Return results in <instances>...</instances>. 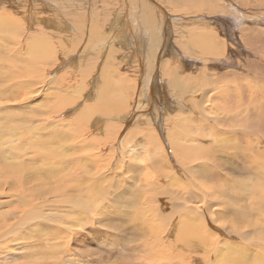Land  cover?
<instances>
[{
	"label": "bare ground",
	"instance_id": "6f19581e",
	"mask_svg": "<svg viewBox=\"0 0 264 264\" xmlns=\"http://www.w3.org/2000/svg\"><path fill=\"white\" fill-rule=\"evenodd\" d=\"M27 1L29 2V6H27L28 12H26L29 19H26L25 24H23V21L21 24V19L15 17L14 14L17 9L16 11L13 9L14 4L17 3L18 6L20 0H0V32L3 29H10L11 27V30L17 33L18 42L24 46L25 52L29 53L28 67H21L18 64V60L19 62L25 61V59L20 57L24 51H16L12 45L5 43L6 48L4 50L8 56L0 52V65L4 69V73H2L1 69L0 71L7 84H5V89L4 87H0V113L3 114L2 116L7 112L15 114V111H13L17 109L15 105L18 106L19 104L18 109L26 106V103L33 101L40 95L42 88L48 83L49 75L45 74V69L49 66L46 65L45 61L51 57V53L50 51L47 52V50L46 53L42 52L40 46L42 45V42H40L42 39H39L42 36L50 39L55 37L59 47H62L67 52L64 56L65 60L60 53H57V58L61 59L57 68L66 66V61L75 63V68L73 69L79 71V74H81L80 80L82 79V85L77 86L76 92L78 89L79 93L81 91L83 93L84 89L88 90L86 82L89 81L92 87L97 88V91L102 94L101 103L95 102L94 104L82 107L83 110H80L79 114L82 120L85 119L83 121L89 127L85 128L88 130L93 128L92 130H95L94 133L100 131L102 129L101 126H105V122L111 118L112 113H118L120 110L127 111L129 107L134 108L135 104L139 101L141 104L144 102L150 105L149 109H155L157 115L155 116V120L158 126L159 121L161 122L164 119V122L168 123L171 121L172 124L174 123L172 125H175L174 130L180 127L177 125L182 121L181 117L178 119L174 118L178 114L176 115L172 111V106L170 108L168 106V95L162 84L163 80L161 81V77L164 76L162 75V71L164 70L170 73L176 85L181 83L180 80L185 81V79L194 83L197 90H195L196 94L190 98V102L195 101L197 96H201L197 102L201 105L203 101L205 108L204 110H200L197 106L193 105V114H189L191 116H189L190 122L188 121L190 125H186L188 128L190 127V132L188 128H184L182 124L184 122L183 119L181 123L183 127L181 126L180 129L184 128L183 134H181L183 136L178 135V137L177 133H169V137L173 138L172 141L170 140L171 145H159V149L157 150L158 147L153 145L152 142L150 146H153L154 150L152 151L151 148L147 149L152 156L151 159L156 153L158 156L159 154H162V157L164 156V159L161 156L153 158L159 159L161 157L160 160H157L158 162L153 161V164L154 162L156 163V171L159 173V178H161L160 175L165 177L167 174L166 168H170V175L179 183L175 188H173L175 185L171 184V182L165 185L163 184L165 182L162 184L157 183L158 186L156 189L154 188V191L151 189L154 182L151 179L149 180L146 177L147 179L144 183H138V179H135L137 163L134 161L137 158L133 156L140 154L141 157L142 152L139 148L137 149V146L134 149L123 148V152L121 151L122 154L126 152V156L133 158L134 161L127 159L125 162L123 159L125 156H123L117 157V159L121 158L119 162L104 164L101 163L99 158L103 151L98 150L99 148H91L92 146L90 145V147L88 143L81 145L83 143L80 139V141L78 140L81 143L80 145H63L64 155L61 145H40V143L46 144V141L45 139L40 140V136H36L39 135L36 131L32 132L35 130V126L38 127L34 123L40 121V124L43 123L45 127L48 121H56L50 119L53 114L56 116V113H59L58 118L55 117L59 121L64 118H61L63 114H74L72 109H69L67 113H62L65 110V106H60L61 108H56L57 106L53 107L54 110L52 111L56 110V112L52 113L51 117L49 116L50 118L44 116V113V115L42 114L43 117L40 118L42 116L40 115L39 118L35 119V122L34 120H30L33 123H29L30 129H27V131L24 130L25 128L21 124L22 120H20L21 122L19 121L21 125L15 123L7 130H4L6 128L1 129L0 142H2V139L7 141L5 143L8 144L9 150H5L6 155H3V160L0 163V189L4 190L3 186L5 184L6 186L9 185L12 188L15 186L16 188L15 191H9L7 198L0 199V210L3 209L0 211V256L2 253H4L3 256L15 254L14 251H18V247L26 249V247L31 248L37 244L45 245L44 240L39 243H35V239L33 241L32 236L35 237L38 234V229L40 232L37 236H47L49 239L47 240L51 242L57 235H62L63 233L71 238L67 241L69 246L66 247V251L69 254L67 252L63 253L58 247L59 251L56 250L55 246L51 247L50 244L49 249L46 248L47 251L45 249L46 252L31 250L30 252H26L28 253L26 259L21 261H16L17 259H15L12 260L14 262L7 264H90L91 261L86 260V258H100L99 256H101L102 252H108V256L111 253V256L114 257L107 264H229L231 257L229 259L228 256L232 255L230 250L244 253L247 252V249L251 250L250 252H252V255H255V258L260 257L258 260L264 262V0H124L128 6V10H125L128 12L126 13L127 16L123 17V19L125 18V22L122 21L123 14L115 13L114 20L112 19L110 23L111 27L109 29H111L108 31L104 30L101 24H107L111 19V14L104 15L102 12H97L99 14L102 13L104 16L92 13L88 19L75 17L73 15V11L77 12L74 4L75 1L69 0L71 8L63 14L61 22L56 23L54 20L53 24L55 26H52L50 17L40 20L35 17L33 18L32 16L34 15L29 16L31 4L42 2L44 7L47 8L50 1ZM23 2L25 3V1ZM115 2L107 4L111 6L108 7L110 13L114 10L117 12L119 10V8L116 10L117 5L119 6V4L124 3L123 1H117L122 3L115 4ZM164 5L169 6L171 12L165 9ZM88 11L90 13V10ZM105 11L107 12V10ZM177 11L183 13L180 14L182 17H178L179 20L192 21L193 25L191 24L192 26L186 30L189 39L187 38L188 40L183 42L180 39L179 45L176 46L171 40L169 24L173 18L172 13ZM119 12L121 11L119 10ZM57 14L61 13L58 12ZM193 16H196V18H193ZM71 18H73V23H76L78 20L80 21V19L82 21L81 25H76L78 29H76L75 33L72 31V25L68 24L72 22ZM30 20H36L38 24H43V29L40 25L34 28V23H30ZM17 21L20 23L16 24ZM27 22H29L30 26ZM116 23H118V26H116ZM23 25L25 26L23 27ZM177 26L179 25L177 24ZM100 31L104 33L103 38L106 37L104 35L107 32L110 36L115 35L114 38L117 37L120 40L115 38L114 42L112 36V40L110 38L103 39L101 43L106 48V52L103 50L97 52L95 47L97 41H99V37L102 36L100 35ZM74 35H80L76 39V46L73 49H68L65 42L72 44ZM84 35L85 44L80 50L79 46L82 43ZM0 37L2 40V35ZM109 39L111 42L113 41L112 43H121L120 47L124 46L128 48L131 45L139 51H144L145 47L148 49L150 47L155 52L153 54V63H150L151 65L148 62L150 58L148 61L144 60L146 65L148 62L149 68H147V71H143V73H138H142L144 76L140 84L138 82L129 83L131 81L129 72L122 70V64H124L125 59L118 62H113L111 59V62L105 63V59H108L110 56V49L116 47L114 45L108 49L106 43L109 42ZM5 41L2 40L0 45H4L3 42ZM77 49L79 52L84 51L85 56H88L90 59L83 62L82 58L77 59V56H72L73 54L69 55L71 51L75 52ZM11 50L15 54L19 52L20 55L16 56ZM9 52L12 53V56L15 55L18 60L16 57L9 56L11 55ZM103 53L105 54L104 57ZM54 55L56 56V50ZM167 55L174 58L172 57V60L169 58L170 60L166 61L165 59H168ZM126 56L127 60L129 55ZM156 58L158 61L155 63ZM180 58L182 61L179 60ZM91 59H94L95 62L89 64ZM41 63L43 65L40 66ZM167 65L174 66L175 70L168 68ZM126 66H128V63ZM20 67L22 73L20 72L19 76L24 75L26 71L38 73H36L38 80L34 83L33 89H26V86H20V81L16 80L17 78L11 79L10 75L12 72L15 73L14 70L17 72V69ZM80 67L83 69L86 67V70H78ZM36 68L40 70L36 71ZM136 70L139 71L137 68ZM94 73L95 75L93 76ZM151 74H154L152 79H150ZM90 75H92L91 80H89ZM146 75L147 78L145 77ZM24 82L26 81L24 80ZM83 83H85V86ZM70 88L71 86H69V89L65 88L64 92L71 91L72 93L73 90H70ZM3 89L5 91L2 94ZM16 89L22 95H18L13 103V99L11 101L8 92L13 93L12 91ZM187 91L190 90L188 89ZM107 93L109 95L104 96ZM125 93L130 96H126ZM4 94L7 95L4 96ZM90 96H94V89L90 91ZM113 96H115V100ZM59 97L58 95L56 100ZM63 99L62 97V101H64ZM109 101L110 104H108ZM82 104H84V101L80 105ZM47 110L50 112L49 109ZM96 111H103L104 116L92 118L93 112ZM153 111L148 110L147 115L150 116ZM201 112L204 119H202ZM161 114H163V117L159 118ZM142 115L144 116L145 113ZM180 115L185 118V115ZM2 116L0 115V118ZM75 116L73 119L76 118ZM125 117L126 115L122 117L124 121L121 123L122 126H119L121 130L119 138L124 135V130L126 131L133 125L131 123H141L142 120V118L137 117L140 120L137 119L139 121H136L134 119L136 115L132 118ZM173 118L177 120L174 121ZM14 119L17 121L16 118ZM79 119L81 118H78L77 122L82 121ZM50 122L49 124L47 123L49 126L54 125L50 124ZM75 123L73 122V125L79 126L81 130L82 125H78L79 123L76 125ZM25 126L27 125L24 124ZM119 127L115 130L113 128V130L117 132ZM105 128L107 129V126ZM83 129L82 132L84 131ZM76 131L78 132L77 129ZM87 131L85 132L88 134ZM111 131L110 129V133H112ZM107 132L109 133V131ZM167 132L169 131L167 130ZM28 133H32L33 138L29 140L25 138ZM207 135L213 137L214 141L212 142L218 145H209L205 144L206 142H202L201 140ZM95 136H97L96 133ZM95 136H93L94 139L99 135ZM156 137L158 136L154 138L156 139ZM180 137L181 139L184 137L183 140L186 142H190L191 140V144L185 143L181 145L182 143L179 142L182 141H178V144L177 139L181 140ZM146 139L148 142L151 140L149 137ZM78 141L77 143H79ZM94 144L98 145L96 141ZM167 146H169L168 149ZM53 148L57 149V151ZM28 150L33 154L32 156L30 155L33 160L38 161V163L43 162L42 165H49L45 172L42 171L43 174L41 172L40 174L36 173L35 167H28L29 162L27 160L26 162L15 161L14 159L12 162L9 160L11 155L22 157L23 154H27ZM115 150L116 147L113 151ZM59 151L62 154H58ZM174 152L177 162L172 168L170 158ZM223 152L229 156L228 160L233 162V164H230L231 166L228 165L229 163L227 164L231 170V172L228 170L230 174L226 170L228 160L226 161ZM219 158L222 160H219ZM58 159H62V161L60 160L61 163L59 162L60 164H56V160ZM146 161H148V158ZM149 162L151 163V161ZM165 162H168V164ZM197 163L202 166L204 164L203 168H209L211 171L210 176L198 171L195 168ZM179 164L187 170L184 178L176 173L177 171L183 174L182 168L178 167ZM57 165H60L59 169H56ZM39 170L41 171V169ZM235 171L237 173H234ZM33 172L38 175L35 181V174ZM238 172L243 173L244 176L241 177L242 174ZM142 174L140 176H143ZM228 176L235 180H229ZM181 178L185 180V183ZM161 188L165 189L166 196H163L161 192H156V190ZM2 193L0 191V196H2ZM128 194L136 196V201L131 202L132 206L127 204L129 201H127ZM134 199L135 197H133ZM219 205L230 210L229 212H231L232 217L227 220L229 224H227L225 216L220 215L221 218H219V215H216L217 208H220ZM5 207L7 210L4 209ZM20 214L26 215L24 218L25 222H33L17 230V224H11L12 220H15ZM46 226L48 228H45ZM75 234L78 237L76 236V242L72 246L70 240L73 241ZM8 239L13 240V245L17 246L15 249L8 246ZM94 240H96V244L102 245V248L108 249L100 251L97 249L98 247L95 248L94 246L88 250L83 249L86 245H92ZM104 244L109 246H104ZM228 252L231 255H226ZM235 254L237 253L235 252ZM72 256H75L78 262H74Z\"/></svg>",
	"mask_w": 264,
	"mask_h": 264
},
{
	"label": "rangeland",
	"instance_id": "374dc122",
	"mask_svg": "<svg viewBox=\"0 0 264 264\" xmlns=\"http://www.w3.org/2000/svg\"><path fill=\"white\" fill-rule=\"evenodd\" d=\"M23 1H25V3L23 2ZM27 0H20V3H18L19 5L17 6V3L16 4H14V10L16 11V9H17V11L14 13L15 14V17H17L18 19L20 18L21 19V24H22V21L24 22L23 24H25V21H27L28 19H29V17L27 18V12H28V9H27V6H29V2L27 1ZM50 1V4H49V6L47 7V8H45L44 7V5H43V3L42 2H37V4L36 3H34V4H31L30 5V14H29V16L31 15H34V16H32L33 18L35 17V18H38V19H40V20H45V19H47L48 17H50V22H51V24H52V26H55L54 24H53V22H54V20L56 21V23H58V22H61V19H62V16H63V14H65V12L66 11H68L70 8H71V4H70V2H69V0H49ZM72 2H74V4H75V6H76V10H77V12H75V11H73V15L75 16V17H83V18H85V19H88L90 16L89 15H92V13H96V14H99V13H97V12H102L104 15H110L111 14V19H110V21L107 23V24H103L101 21V25L103 26V28H104V30H110L109 29V27H111V25H110V23H111V20L113 19L114 20V14L115 13H121V15H122V19H123V17L124 16H127V14L126 13H128V12H126L127 10H128V6H127V3L124 1V0H116V2H115V0H71ZM117 1H123L124 3H122V2H117ZM130 1V0H129ZM86 2H88L87 4H85ZM114 3L115 2V4L116 3H122L121 5L119 4V6L117 5V8H116V10L119 8V10L121 11V12H119V10L116 12L115 10L112 12V13H110V10H109V8L108 7H111V6H109V5H107V4H109V3ZM22 3H23V5H22ZM27 3V4H26ZM21 4V5H20ZM25 5H26V7H25ZM34 5V6H33ZM94 5V6H93ZM124 5V6H123ZM23 6H24V8H23ZM94 8H93V7ZM103 6H105V7H103ZM107 6V7H106ZM19 7H21V8H23V9H21V8H19ZM99 9H98V8ZM121 7V8H120ZM123 7V8H122ZM125 7V8H124ZM165 9H167L168 11H170V7L169 6H163ZM26 8V9H25ZM92 8V9H91ZM96 8V9H95ZM25 9V10H24ZM86 9H87V12H86ZM94 9V10H93ZM159 9V8H158ZM88 10H90V13H89V11ZM96 10V11H95ZM105 10H107V12L105 11ZM126 10V11H125ZM159 10H161V9H159ZM19 11V12H18ZM27 11V12H26ZM105 11V12H104ZM58 12H60L61 14H57ZM85 12H86V16H85ZM123 12V13H122ZM171 12V11H170ZM178 12H180V13H178ZM182 12H183V10H182ZM181 11H177V12H175V13H172V15H173V18L171 19V23L169 24V26H170V32H171V40H172V42H173V44L174 45H179V41H181L180 39H182V42L183 41H187L188 39H189V37H188V35L186 34L187 32H186V30H188V27H190V26H192L193 24H192V21L190 22L189 20H179L178 19V17H182V15L180 16V14H183ZM89 13V14H88ZM102 13H100L99 14V16L100 15H102ZM108 13V14H107ZM21 14V15H20ZM126 14V15H125ZM19 15H20V17H19ZM104 15H102V17L104 16ZM22 16V17H21ZM66 16V15H65ZM117 17H118V14H117ZM193 18H196V16H193ZM27 19V20H26ZM98 19V18H97ZM121 19V18H120ZM185 19V18H184ZM71 21L72 22H69L68 24H71L72 25V31L75 33L76 32V29H78V28H76V25L77 26H79V25H81L82 24V21H81V19H80V21L78 20L76 23H73V18H71ZM122 21H124L125 22V18L122 20ZM20 22H16V24L17 23H20ZM30 23H34V28L35 27H38V25H40V27H42V25L43 24H38L37 23V21L35 20H30L29 21ZM29 22H27L28 23V25L30 26V24H29ZM97 22L99 23V21L97 20ZM204 22L205 23H207L205 20H204ZM37 23V24H36ZM173 23V24H172ZM179 25V26H177V24ZM21 24H19V25H21ZM118 23H116V26H118L117 25ZM192 24V25H191ZM27 25V26H28ZM25 25H23V27H24ZM105 26V27H104ZM178 28H177V27ZM50 27H51V25H50ZM114 28V27H113ZM112 28V29H113ZM181 28H183V30H181ZM42 29H43V27H42ZM53 29H55L54 27H53ZM6 32L7 30V32L9 33H5L4 31ZM2 30V32H0V35H2V40H6L5 42H3V44L4 45H0V52L3 54V55H5L6 54V56H8L7 55V53H6V51L4 50L6 47H5V45L6 44H9V45H12L13 46V48H15V50L16 51H19V50H21V51H24V53L20 56L21 58H23V59H25V61H23L22 60V62H19V60H18V58L16 57V56H18V55H20V53L19 52H17L16 54L14 53V51H12L11 50V52L12 53H14L15 55H13L12 56V53L11 52H9V54L11 53V55H9V56H12V57H16V59L18 60V64L21 66V67H23V66H25V67H28L27 65V63H28V61H29V53L27 54L26 52H25V48H24V46H22V44H20L19 42H18V40H17V33H14L13 32V30H11V27H10V29H8V28H6V29H3ZM46 30H49V29H46ZM35 31V30H34ZM51 31H53L52 29H51ZM102 31H100V35H102L101 37H99V41H97V44H96V47H95V50L97 51V52H99L100 50H103L104 52H106V48H104L103 47V45H102V43H101V41L104 39H107V38H110L111 39V36H112V39L114 38V36L115 35H111L110 36V34L109 33H107L106 32V34L104 35V36H106V37H104L103 38V34L104 33H102ZM125 33H127V32H125ZM128 33H130V32H128ZM12 34V35H11ZM15 34V35H14ZM7 35V36H6ZM9 35H11V36H9ZM122 35H124V34H122ZM177 35V36H176ZM180 35V36H179ZM184 35V37H182ZM187 35V36H186ZM80 36V35H79ZM79 36H77V35H74L73 36V41L71 42L72 44H69V43H67V42H65V44H66V46H67V48L68 49H73L75 46H76V43H77V40L76 39H78L79 38ZM87 36V35H86ZM43 37V38H42ZM41 38L39 37V39L41 40L42 39V41H40V42H42L41 44L42 45H40L41 46V49H42V52L43 53H46V50H47V52L48 51H50V53H51V57L47 60V61H45L46 62V65H48L49 67H47V69H45V74H47V75H49V77H48V83L42 88V91L40 92V95L39 96H37L33 101H30L29 103H26L25 105L26 106H22L20 109H18L19 108V104H18V106L17 105H15L16 107H17V109L15 110H13V111H15L14 113L15 114H13V112L12 113H9V112H7V113H5V115L4 116H2L3 114H1L0 113V115L2 116L1 118H0V131H1V129L3 130L4 128H6V129H4V130H7L8 128H10L11 126H12V124L14 125L15 123H18L19 125H23V128H25L24 130H26L27 131V129H30V124H32L31 122H30V120H34V122H35V119L38 117H40V115H44V113H45V115L44 116H46V117H49L52 113H54V112H56V110L55 111H52V110H54V108L53 107H56V108H61L62 106H65V110L62 112V113H67V111H69V109H72L73 110V112H74V114H72V113H67V114H63V115H61V118L62 117H64V118H62L60 121L59 120H57L55 117H57V116H59V113H56V116L53 114V116L50 118L51 120H56L57 122H58V124H57V122L56 121H54V122H50V121H48L47 123L49 124V122H50V124H54V125H48L47 123L45 124V127H44V125H43V123L42 124H40L41 122L39 121V122H35L34 124H37L38 125V127L37 126H35V130H33L32 132H37L39 135H36L37 137L38 136H40L39 138H40V140L42 139V140H44L45 139V143L46 144H42V143H40V145H55V146H59V145H61V147H62V152H63V155H64V153H65V151H63L64 150V147H63V145H80L81 143L79 142L80 140L82 141V143L83 144H81V145H86L87 143H88V145L91 147V148H99L98 150H102L103 152H102V154L100 155V160H101V163H104V164H106V163H114V162H116V161H120V159H117V157L119 158V157H123V156H125L123 159H124V161L126 162L127 161V159H131V160H133V158H130V157H127L126 156V152L124 153V154H122V150H124L123 148H127V149H129V148H131V149H134L135 148V146H137V149L139 148L142 152H141V157H140V154H138L137 156L135 155V156H133V157H136L137 158V160L136 161H134V162H136L137 164V167H136V169H135V179H138V183H144L145 181H146V179L148 178L149 180L151 179L152 180V184H153V187L151 188L153 191L157 188V186H158V184H162L163 182H165V183H163L164 185L165 184H167V183H169V182H171V184H173V185H175L173 188H175L176 187V185H178L179 183H177V180L173 177V176H171L170 175V171H171V169L170 168H166L167 169V174H166V178L165 177H163L162 175H160L161 176V178H159V173H158V171H156L157 169V167H156V161L157 160H160L161 159V155L159 154V156H161L159 159H157L159 156H158V154L156 153V155L154 156V154H153V156L154 157H156L157 156V158H155V159H151V154L149 153V151L147 150V149H149V148H151V150L153 151L154 149H153V146H150L151 145V143L153 142V145H156V147H158L159 145H171V141H172V139L173 138H171V137H169V133H177L176 135L178 136H183V135H181V134H183V129L185 128V129H187L188 127V125H190V115H192L193 114V112H192V107H193V105H195V106H197L200 110H204V103H203V101H202V103H201V105L197 102V100H198V98L199 97H201V96H197V99L195 100V101H191L190 102V98H192L193 96H194V94H196V91L195 90H197V88L195 87V84L194 83H192L191 81H188V80H186L185 79V81L184 80H180L181 81V83H179V84H175V82L173 81V79H172V76L170 75V73L168 72V71H166V70H164V71H162L163 73H162V75H164L163 77H161V81H162V84H163V86L165 87V91H166V93H167V95H168V106H169V108L172 106L173 107V109H172V111H174L175 112V114L178 116H175L174 118H180V119H182V121H183V119H184V122L182 123V121L180 122V123H178V125L177 126H180V127H178V128H175V130H177V131H175L173 128H174V126H172L173 124L171 123V121L170 122H164V119L163 120H161V122L159 121V126H158V124H157V121L155 120L156 118H155V116H157L156 115V113H155V109H154V111H153V109H149L150 108V105H148V104H145L144 102H142V104H141V102L139 103H136L135 104V106H134V108H128L127 109V111L126 110H124V111H121L120 110V112H116V113H112L111 114V118L110 119H108L106 122H105V126L103 125V126H101V130L100 131H96L95 133H96V135L98 136H95V133H94V131L95 130H92L91 128L88 130V129H86L85 127H87V128H89L88 127V125L86 124V123H84V121L83 120H85V119H83L82 120V117H80V110L82 111L83 110V108L82 107H85V106H87V105H91V104H94L95 102L96 103H101V99L103 98L102 97V94L99 92V91H97L98 89L96 88L95 89V87H92V84L88 81V82H86V85L88 86V90H83V93H82V91H81V93H79V89H78V91L76 92L75 91V89L77 88V86L78 85H80L82 82H81V80H80V78H81V74H79V71H75L76 69H73V68H75V63L73 62L72 63V61H69V62H65L67 65L66 66H60V68H57L58 67V65L60 64V62H61V59H59V58H57V53H60L61 54V56H65L66 54H67V52L62 48V47H59V45H58V42L56 41V38L55 37H53V38H46L45 36H42ZM173 37V38H172ZM185 37H186V39H185ZM12 38H14V39H12ZM87 38V37H86ZM116 39H118L117 37H115ZM115 38L113 39V41L115 42ZM188 38V39H187ZM12 39V40H11ZM109 39V42L108 43H106V45H107V47H108V49L112 46H116V47H113V48H111L110 49V56L108 57V59H105V63L106 64H108L109 62H111V59H112V61L113 62H118V61H120V60H124L125 59V61H124V64H122V70L123 71H125V70H127L129 73V76H130V78H131V81L129 82V83H135V82H138L139 84H140V82H141V80H142V78L144 77L143 76V71L145 72V71H147V68H149V65H151L152 63H153V54L155 53L153 50H151V48L149 47V49L148 48H144V51L143 50H141V51H139V50H137V49H135L133 46H128V48L127 47H124V46H122V47H120V45H121V43H118V44H115V43H112L111 42V40ZM1 40V37H0V42L2 41ZM84 40V41H83ZM83 40H82V43H81V47L79 46V49L81 48L82 49V47H84L83 45L85 44L84 42H85V35L83 36ZM118 40H120V38L118 39ZM176 40H178L177 42H176ZM8 42V43H7ZM177 44H176V43ZM6 43V44H5ZM45 46V47H44ZM4 47V48H3ZM43 47H44V49H43ZM118 47V48H117ZM18 49V50H17ZM80 49V50H81ZM55 50H56V56L54 55L55 54ZM120 50H121V52H120ZM148 50V51H147ZM3 51H5V52H3ZM79 50L77 49L75 52H70L69 53V55L70 54H73L72 56H77V59H79V58H82L83 59V62L85 61V60H88V59H90L88 56H85V52L84 51H81V52H79ZM142 52V53H141ZM144 52V53H143ZM0 53V54H1ZM92 53V52H91ZM129 53V54H128ZM184 53V52H183ZM152 54V55H151ZM185 54V53H184ZM103 55V57L105 56V54L103 53L102 54ZM107 55H109L108 53H107ZM121 55V56H120ZM125 55H129L128 57H127V60H126V58H125ZM173 55V54H172ZM186 55V54H185ZM93 56V55H92ZM132 56V57H131ZM149 56V57H148ZM166 56V55H165ZM168 57V59H165L166 61L167 60H172L173 58L172 57H169V55H167ZM187 56V55H186ZM122 57V58H121ZM67 58V57H66ZM106 58V57H105ZM119 58V59H118ZM150 58V59H149ZM170 58V59H169ZM148 59H149V61H148ZM64 60H65V57H64ZM100 60H101V58L99 59V62H100ZM147 60L148 62H149V65H148V62H147V65H146V62L145 61ZM163 60V59H162ZM179 60H181V58L179 59ZM56 63H54V62ZM59 61V62H58ZM126 61H128V62H126ZM143 61H144V63H143ZM150 61H152V62H150ZM158 60H157V58H156V61H155V63L157 62ZM182 61V60H181ZM49 62V63H48ZM53 62V63H52ZM93 62H95V60L94 59H91V62L89 63V64H91V63H93ZM99 62H98V64H99ZM21 63V64H20ZM26 63V64H25ZM128 63V66H126V64ZM151 63V64H150ZM51 64H55V65H51ZM137 64H138V66H137ZM177 64H178V62H177ZM41 65H43V63H41L40 64V66ZM51 65V66H50ZM81 65V64H80ZM79 65V66H80ZM132 65V66H131ZM141 65V66H140ZM137 69H139V71L138 70H136V68ZM143 66V67H142ZM21 67L20 68H18L17 69V72L14 70V72L16 73H13L12 72V74L10 75V77H11V79H13V78H17L16 80H19L20 81V86H26V89H33L34 88V86H35V84L34 83H36L37 82V72H25L24 73V75L22 74L21 76H19L21 73H22V69H21ZM52 67V68H51ZM127 67V68H126ZM134 67V68H133ZM167 67L168 68H171V69H174L175 70V67L174 66H169V65H167ZM0 69H1V71H2V73H4V69H2V66L0 65ZM86 70V67L83 69V68H78V70ZM40 69H38V68H36V71H39ZM59 70V71H58ZM81 70V71H82ZM137 72H136V71ZM1 71H0V73H1ZM6 71H7V69H6ZM9 72V71H8ZM21 72V73H20ZM135 72V73H134ZM140 72H142L141 74H138V73H140ZM0 74V87H4V89H5V86L7 85L6 84V81H4L5 80V78H3L4 76H3V74ZM37 73V74H36ZM48 73H50V74H48ZM53 75H52V74ZM134 73V74H133ZM153 73H154V71H153ZM167 73V74H166ZM18 74V75H17ZM28 74V75H27ZM17 77H16V76ZM30 75V76H29ZM40 75H42V74H40ZM80 75V76H79ZM95 75V73L93 74V76ZM141 75V76H140ZM153 75L154 74H151V78L150 79H152V77H153ZM168 75H169V77H168ZM77 76V77H76ZM137 78H136V77ZM52 77V78H51ZM132 77H133V79H132ZM146 78H147V75L145 76ZM91 78H92V75H90L89 76V80H91ZM168 78V79H167ZM28 79V80H27ZM58 79V80H57ZM24 80L26 81V82H24ZM61 80V81H60ZM79 80V81H78ZM135 80V81H134ZM34 81V82H33ZM60 81V82H59ZM31 82V83H30ZM189 84H188V83ZM4 85H3V84ZM26 83V84H25ZM29 83V84H28ZM62 83V84H61ZM191 83V84H190ZM211 83V82H210ZM6 84V85H5ZM31 84V85H30ZM58 84H61L60 86H57ZM84 84V86H85V83H83ZM171 84V85H170ZM182 84V85H181ZM184 84V85H183ZM33 85V86H32ZM62 85H66V86H63L62 87ZM82 85V84H81ZM192 87H191V86ZM194 85V86H193ZM69 86H71V88H70V90H73V92L71 93V91L70 92H64V90H65V88H68L69 89ZM60 87H62V88H60ZM184 87V88H183ZM45 88V89H44ZM203 88H204V86H203ZM2 90L3 92H2V94L4 93V91L5 90ZM8 89V88H7ZM6 89V90H7ZM18 89V88H17ZM17 89L15 90L16 92H17ZM93 89H94V96L92 97V96H90V91H93ZM190 90V91H187V90ZM11 91V90H10ZM15 91H12L13 93H9L8 92V94H9V96H10V98H11V101H12V99H13V103H14V99H16V97H18V95H22V93H16ZM54 91V92H53ZM98 92V93H97ZM54 93H56V94H54ZM79 93V94H78ZM96 93H97V95H96ZM183 93V94H182ZM67 94V95H66ZM82 94V95H81ZM126 94V93H125ZM5 95H7V94H4V96ZM60 96L59 97V101L58 100H56V97L57 96ZM109 94L107 93V94H105L104 96H108ZM186 95V96H185ZM98 96H99V98H98ZM126 96H130V95H128V94H126ZM190 96V97H189ZM25 97H26V95H25ZM62 97L64 98L63 100L65 101H62ZM9 97H8V99H10ZM67 98V99H66ZM96 98V99H95ZM98 98V99H97ZM113 98H114V100H115V96H113ZM92 99V100H91ZM97 100H98V102H97ZM104 100V99H103ZM10 101V102H11ZM82 101H84V104H82V105H80L81 104V102ZM32 102V103H31ZM63 102H64V104H63ZM194 102V103H193ZM69 103V104H68ZM71 103V104H70ZM0 104H1V102H0ZM27 104H29L28 106H27ZM42 104V105H41ZM55 104V105H54ZM103 104V103H102ZM108 104H110V101L108 102ZM139 104V105H138ZM190 104V105H189ZM44 105H45V107H44ZM141 105H144V106H141ZM61 106V107H60ZM140 106V107H139ZM29 107H31L30 109H29ZM44 107V108H43ZM144 107V108H143ZM2 108V107H1ZM27 108V109H26ZM163 108V107H162ZM35 109V110H34ZM47 109H49L50 110V112L47 110ZM63 109V108H62ZM137 109V110H136ZM33 110H34V112H33ZM39 110V111H38ZM79 110V111H78ZM111 110V109H110ZM138 110H139V112H138ZM148 110L149 111H153V113L149 116V115H147V112H148ZM35 111H36V113H35ZM41 111V112H40ZM46 111V112H45ZM129 111V112H128ZM134 111V112H133ZM171 111V112H172ZM11 112V111H10ZM49 112V113H48ZM75 112H77L76 113V116H75ZM99 112V113H98ZM136 112V113H135ZM142 112V113H141ZM23 113H25V114H23ZM39 113H41V114H39ZM48 113V114H47ZM101 113V114H100ZM119 113H121V114H119ZM134 113V114H133ZM143 113H145V115L143 116L142 114ZM19 114V115H18ZM78 114V115H77ZM126 115V117L125 118H128V117H130V118H132V117H135V115H136V117L134 118L136 121H139L141 118H142V120H141V123L140 122H135V123H131V125L132 126H130L129 127V129L131 130H129V129H127L125 132L123 131V133H124V135H122L121 136V138H119L118 136H119V132L121 131L120 130V127L122 126V121H124L123 119L124 118H122L123 116H125ZM129 114V115H128ZM180 114H182V115H185V118L183 117V116H181ZM190 114V115H189ZM201 114H202V119H204V116H203V113L201 112ZM15 115V117H13V116ZM21 115V116H20ZM30 115V116H29ZM35 115V116H34ZM43 115L40 117V118H42L43 117ZM65 115V116H64ZM76 117V118H74L73 119V117L74 116ZM93 116H92V118H95V117H103L104 116V112L103 111H96V112H93V114H92ZM180 115V116H179ZM68 116H70V117H68ZM190 116V117H189ZM18 117V118H17ZM24 117H26V118H24ZM72 117V118H71ZM81 118V119H79V120H82V121H78L77 122V120H78V118ZM137 117H139V118H137ZM162 118L163 117V114H161V115H159V118ZM188 119H187V118ZM14 118H16L17 119V121L14 119ZM20 118H22V119H20ZM24 118V119H23ZM29 118V119H28ZM58 118V117H57ZM173 118V120L175 121V120H177V119H174ZM26 119V120H25ZM49 119V120H50ZM137 119H139V120H137ZM147 119H149L148 120V122H146L147 121ZM170 119V118H169ZM20 120H22V122L20 121ZM76 121V123H75V121ZM171 120V119H170ZM185 120H187L186 121V123H185ZM5 121V122H4ZM16 121V122H15ZM21 122V124H20V122ZM28 121V122H27ZM189 121V122H188ZM28 124H27V123ZM73 122L77 125L78 123V125H82V127L83 128H85V129H83L82 127H81V130H80V128H79V126L77 127V126H75V125H73ZM110 122V123H109ZM112 122V123H111ZM144 122V123H143ZM30 123V124H29ZM39 123V124H38ZM115 123V124H114ZM170 123V124H169ZM181 123L183 124V126H184V128L182 129V130H180L181 129ZM185 123V124H184ZM188 123V124H187ZM2 124H4V125H2ZM24 124L25 125H27V126H25L24 127ZM56 124V125H55ZM84 124V125H83ZM110 124V125H109ZM112 124V125H111ZM114 124V125H113ZM136 124V125H135ZM162 124H164V125H162ZM166 124H168V125H166ZM42 125V126H41ZM64 125V126H63ZM91 125V124H90ZM170 125V126H169ZM187 125V126H186ZM192 125V124H191ZM8 126V127H7ZM47 126V127H46ZM52 126V127H51ZM54 126V127H53ZM75 126V127H74ZM107 126V129L105 128ZM110 126H111V128H110ZM115 126H117V127H119L118 129H117V132L116 131H114L117 127H115ZM164 126V127H163ZM172 126V127H171ZM182 126V127H183ZM186 126V127H185ZM27 127V128H26ZM44 128V130H43V128ZM56 127H58V128H56ZM77 127V128H76ZM115 127V128H114ZM171 127V128H170ZM46 128V129H45ZM49 128V129H48ZM113 128H114V130H113ZM140 128V129H139ZM147 128V129H146ZM161 128V129H160ZM164 128H166V129H164ZM75 130V132L73 133V131ZM76 129L78 130V132L76 131ZM82 129L84 130L83 132H82ZM104 129H105V131H104ZM110 129L112 130L111 132L112 133H110ZM135 129H137V130H135ZM40 130V131H39ZM41 130H43V131H41ZM88 130V131H87ZM91 130V131H90ZM155 130V131H154ZM157 130V131H156ZM167 130L169 131V132H167ZM179 130V131H178ZM188 130H189V132H190V127L188 128ZM29 131V130H28ZM85 131H87L88 132V134L85 132ZM107 131H109V133L107 132ZM114 131V132H113ZM161 131V132H160ZM40 132V133H39ZM42 132V133H41ZM45 132V133H44ZM85 132V133H84ZM90 132V133H89ZM130 132V133H129ZM152 132V133H151ZM154 132V133H153ZM158 132V133H157ZM164 132V133H163ZM178 132H180L179 134H178ZM1 133V132H0ZM24 133V132H23ZM91 133H93V134H91ZM98 133V134H97ZM116 133H118V134H116ZM185 133V132H184ZM13 134V133H12ZM32 133H28V135H27V137H25V138H27L28 140L29 139H31V138H33L32 137V135H31ZM42 134V135H41ZM46 134V135H45ZM75 134H77V136H78V134H79V136H80V138H79V136L77 137V136H75ZM173 134V135H174ZM82 135H84V136H82ZM91 135V136H90ZM104 135H106V136H104ZM186 135V134H185ZM73 136V137H72ZM93 136H95V137H97V138H93ZM101 136V137H100ZM155 136H158V137H156V139L154 138ZM165 138H163V137ZM177 136H175V138H177ZM178 136V137H179ZM47 137V138H46ZM76 139H75V138ZM124 137V138H123ZM141 137V138H140ZM147 137H149L151 140H150V142H148V141H146L147 139ZM169 139H168V138ZM24 138V137H23ZM87 138H93V139H87ZM102 138V139H101ZM164 140H163V139ZM174 138V139H175ZM80 139V140H79ZM180 139H181V137H180ZM183 139H184V137H183ZM183 139H181V140H178L177 139V143H178V141H182V142H179V143H182L181 145H184L185 143H190L191 142V140H190V142L188 141V142H186L185 140H183ZM212 139V140H211ZM55 140V141H54ZM79 140V141H78ZM92 140H95L96 141V143L98 144V145H100V146H98V145H96V144H94L95 143V141H92ZM102 140V141H101ZM155 140V141H154ZM167 140H168V142H167ZM171 140V141H170ZM204 140V141H203ZM208 142H207V141ZM2 142H0V143H2V144H0V163L2 162V157H3V155H6V152H5V150H9V146H8V144L7 143H5V142H7V141H5L4 139H2L1 140ZM11 141V140H10ZM77 141L79 142V143H77ZM86 143H85V142ZM99 141V142H98ZM183 141H185L184 143H183ZM202 142H206L205 144H211V145H218V144H215V143H213L212 141H214V138L213 137H211V136H206L205 138H203L202 140H201ZM210 141V142H209ZM76 142V143H75ZM94 142V143H93ZM157 142H159V143H157ZM170 142V143H169ZM220 142V141H219ZM50 143V144H49ZM178 143V144H179ZM147 144V145H146ZM158 144V145H157ZM191 144V143H190ZM38 145V144H37ZM105 145V146H104ZM111 145V146H110ZM130 145V146H129ZM149 146V147H148ZM53 147V146H52ZM101 147V148H100ZM116 147V150L115 151H113L114 150V148ZM155 147V148H156ZM168 147L169 146H167V149H168ZM122 148V149H121ZM54 149V148H53ZM159 149V147L157 148V150ZM55 151H57V149H54ZM119 151H120V153H119ZM122 151V152H121ZM5 152V154H3ZM22 152H23V149H22ZM105 152V153H104ZM58 154H62L60 151L58 152ZM104 154V155H103ZM144 154H145V156H144ZM223 154H225L224 156H225V158H226V161L228 160V158H229V156L228 155H226V153L225 152H223ZM25 155V156H24ZM33 155V154H31V152L28 150V152H27V154H23L22 155V157H19L18 155H11V157H9L10 159V161H20V162H26V160L29 162V165H28V167H32V168H34V170L36 171V173H39L40 174V172H41V174H43L42 173V171L43 172H45L46 171V169H47V167H49V165H42L43 164V162L41 163V162H39L38 163V161H35V160H33L32 158H31V156ZM110 155H111V157H110ZM149 155H150V158H149ZM172 155V157L170 158V162H171V165H172V168H173V166H175L176 165V162H177V157H176V155H175V152H174V154H171ZM12 156H14V157H12ZM228 156V157H227ZM103 158V160H102V158ZM138 157H139V159H138ZM22 158V159H21ZM148 158V161H146V159ZM163 159H164V156L162 157ZM14 159V160H13ZM24 159V160H23ZM33 161H32V160ZM150 159V160H149ZM8 160V159H7ZM32 162H31V161ZM61 161H62V159H60ZM59 159L58 160H56V164H60L61 163V161H60ZM140 160H142V161H140ZM155 160V162H154V164H153V161ZM219 160H222V159H220L219 158ZM35 161V162H34ZM57 161H58V163H57ZM149 161H151V163L149 162ZM173 161V162H172ZM60 162V163H59ZM158 162V161H157ZM34 164V166H33V164ZM165 163H167L168 164V162H165ZM229 163V164H228ZM27 164V163H26ZM41 164V165H40ZM55 164V165H56ZM123 164V163H122ZM230 165V164H233V162H231V161H229L228 160V162L226 163V170H227V172H228V174H230V172H231V170H230V168H229V166L228 165ZM140 165V166H139ZM236 165V164H235ZM40 166V167H39ZM139 166V167H138ZM203 166H205L204 164H203ZM203 166L202 165H200L199 163H197L196 165H195V168H197V170L198 171H200V172H202V173H206V175L207 176H210V169L209 168H203ZM231 166V165H230ZM41 169V171L38 169ZM59 167H60V165H57V167H56V169H59ZM99 167V166H98ZM179 168H182L181 170L183 171L182 173L183 174H180V173H178L177 171H176V173L177 174H179V176L180 177H182V178H184L185 176H186V169L183 167V166H180V164H179V166H178ZM228 167V168H227ZM37 168V169H36ZM43 168V169H42ZM100 168V167H99ZM154 168V169H153ZM138 169V170H137ZM169 169V170H168ZM185 169V170H184ZM190 169V168H189ZM188 169V170H189ZM204 169H206V170H204ZM138 172H137V171ZM140 170V171H139ZM141 170H143V171H141ZM230 172H229V171ZM156 171V172H155ZM146 172V173H145ZM150 172V173H149ZM34 173V172H33ZM32 173V174H33ZM137 173H140V174H142L143 176H140V174H138L137 175ZM185 173V174H184ZM234 173H237L236 171L234 172ZM238 173H240V174H242L241 175V177L242 176H244V174L243 173H241V172H238ZM35 174V173H34ZM150 174V175H149ZM157 174H158V176H157ZM137 175V176H136ZM151 175H152V178H151ZM156 177H155V176ZM200 175H201V173H200ZM239 175V174H238ZM170 176V177H169ZM202 176V175H201ZM240 176V175H239ZM137 177V178H136ZM139 177V178H138ZM141 177H142V179H141ZM147 177V178H146ZM155 177V178H154ZM38 178V175L37 174H35V176H34V181L36 180ZM143 178H145V179H143ZM172 178V180H170ZM181 178V179H182ZM210 178V177H209ZM228 178H229V180H235V179H232V178H230L229 176H228ZM161 180V181H160ZM182 180H184V179H182ZM116 181H118V180H116ZM174 182H176V184H174ZM156 183V184H155ZM158 183V184H157ZM184 183H185V180H184ZM221 184H222V182H220ZM180 184H181V181H180ZM15 186H14V188H12V187H10L9 185H7L6 186V184H5V186H3V189L4 190H1L0 189V191L1 192H3L2 193V196H0V199L2 200V199H5V198H7L8 196H9V191L11 190V191H15ZM155 188V189H154ZM172 188V189H173ZM227 188L228 189H230L229 188V186H227ZM8 189V190H7ZM227 189V190H228ZM156 192H161L162 193V195L163 196H166V191H165V189H163V188H161V189H158V190H156ZM128 193V192H127ZM133 195V196H132ZM132 195H130V194H128L127 195V201H128V205H130V206H132V203H133V201L135 202L136 201V196L134 195V194H132ZM133 197H135V199L133 200ZM162 198H164V197H162ZM224 198V197H223ZM222 199V198H221ZM132 202V203H131ZM219 207L220 208H217V210H216V215H219V218H221V216H225L226 217V221L227 220H229L228 218H231L232 217V215H231V212H229L230 210L228 209V208H225L224 206H221V205H219ZM112 208H114V207H112ZM4 209H6V207L4 208ZM3 209H1L0 211H2ZM7 210V209H6ZM223 210V211H222ZM228 210V211H227ZM222 211V212H221ZM114 212H115V210H114ZM118 212V211H117ZM116 213V212H115ZM223 213V214H222ZM229 213V214H228ZM226 214V215H225ZM228 214V215H227ZM221 215V216H220ZM230 215V216H229ZM25 216L26 215H19L15 220H12L13 222H12V224L11 225H15V224H17V230H20V229H22L23 227H26L27 225H29V224H32V222L33 221H30V223H28V222H25L24 221V218H25ZM117 217L119 218V216L117 215ZM119 221V220H118ZM40 222H43V221H40ZM227 224H229V222L227 221ZM45 228H48V226H46ZM77 231V230H76ZM75 231V232H76ZM39 232H40V230L38 229V234H39ZM37 234V235H38ZM37 235H35V237H33L32 236V238H33V241H34V239H35V243H39V242H43V240H44V242H45V245H42V244H37V245H35V246H33V247H26V249H21V248H19L18 247V251H14V253L15 254H9V255H7V256H3L4 255V253H2L1 254V256H0V264H7V263H12V262H14V261H12V260H15V259H17L16 261H21V260H23V259H26V256H28V253H26V252H30L31 250H35V251H37V252H42V251H44V252H46L47 251V249H49V247H50V244H51V247H54V248H56V250H58L57 249V247L61 250V251H63V253L64 252H67L66 251V247L67 246H69L68 245V243H67V241L69 240V239H71L67 234V236L66 235H64V233L62 234V235H57L55 238H54V240H52V242L51 241H48L49 239L47 238V236L45 237V236H43V237H38ZM76 236L78 237V235L77 234H75V237L73 236V241H71L70 240V243H71V245L73 246V244L76 242ZM36 237H38V238H36ZM68 237V238H67ZM45 238V239H44ZM48 239V240H47ZM9 240V242H8V246H11V248L12 249H15L17 246H14L13 244V240L12 239H8ZM41 240V241H40ZM51 240V239H50ZM92 241V240H91ZM54 242V243H53ZM94 243L91 245V244H89V245H86V246H84L83 247V249L84 250H88V249H91V248H93V246L96 248V247H98L97 249L98 250H103V249H108V248H102L103 246L102 245H100V244H96V240H94L93 241ZM49 243V244H48ZM108 243V242H107ZM249 245V244H248ZM48 246V247H47ZM104 246H109V245H106V244H104ZM63 247V248H62ZM47 248V249H46ZM70 248V247H69ZM250 248V247H249ZM45 249H46V251H45ZM83 249H81V250H83ZM251 249V248H250ZM59 251V250H58ZM109 251H111V250H109ZM251 251V250H250ZM249 251V249H247V252H238V251H232V250H230V252H231V254H229L230 252H228L226 255H231V256H228V258L230 259V257H231V259L229 260L230 262H229V264H234L235 262L237 263V264H249L251 261V264L253 263V264H264V262H261V261H259L258 260V258H260V257H256L255 258V255H252L251 253L252 252H250ZM235 252L237 253V254H235ZM17 253V254H16ZM68 254H69V252H67ZM88 254V253H87ZM246 254V255H245ZM112 254L111 253H109V256H108V252H102L101 253V256H99L100 258H97V257H95L94 259H89L88 257L86 258V260H89V261H91L90 262V264H107V262H109V261H112L113 259H114V257L113 256H111ZM104 256V257H103ZM238 256H239V258H238ZM109 257V258H108ZM236 257V258H235ZM72 258H73V260H74V262H78L77 261V258L75 257V256H72ZM111 258V259H110ZM234 258H235V260H234ZM241 258H243L242 260H241ZM245 259V260H244ZM254 259H256V260H254ZM251 260V261H250ZM228 261V260H227ZM246 261H249V262H246ZM233 262V263H232ZM235 263V264H236Z\"/></svg>",
	"mask_w": 264,
	"mask_h": 264
}]
</instances>
